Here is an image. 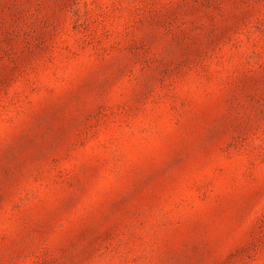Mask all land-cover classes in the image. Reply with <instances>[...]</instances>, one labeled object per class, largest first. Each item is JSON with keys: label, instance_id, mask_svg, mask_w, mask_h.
Wrapping results in <instances>:
<instances>
[{"label": "rangeland", "instance_id": "374dc122", "mask_svg": "<svg viewBox=\"0 0 264 264\" xmlns=\"http://www.w3.org/2000/svg\"><path fill=\"white\" fill-rule=\"evenodd\" d=\"M0 264H264V0H0Z\"/></svg>", "mask_w": 264, "mask_h": 264}]
</instances>
